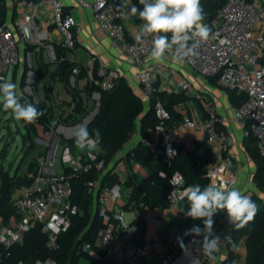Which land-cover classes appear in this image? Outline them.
<instances>
[{
	"label": "built area",
	"instance_id": "2783aa9c",
	"mask_svg": "<svg viewBox=\"0 0 264 264\" xmlns=\"http://www.w3.org/2000/svg\"><path fill=\"white\" fill-rule=\"evenodd\" d=\"M18 9L12 25L0 15V82L10 81L17 85V94L25 102L41 105L46 121L35 123L39 155L35 157L34 171L25 174L26 181L15 185L11 191L10 205L14 210L7 219L0 215V264H5L10 250L23 243L26 234L35 226L46 236V247L54 252L59 248V238L66 233L79 208L72 201L73 182L82 180L86 192L92 197L93 206L103 226L94 246L81 245V250L97 261L108 264H141L150 251L160 249L159 242L137 244L135 220L149 219V213L132 208L129 197L132 185H126L132 172L134 160L129 140L109 161L97 145L90 156L87 149L76 147L77 126L87 127L99 113L101 91L112 89L121 79L115 67H90L73 61L71 54L76 49V20L66 13L61 0H8ZM90 8L98 27L109 39L110 47L137 68L136 79L140 85L142 101L149 106L154 83L166 79L168 68L151 58L152 36L138 43L143 24L137 15L130 12L131 6L142 10L139 0H128L126 8H120L123 0H77ZM50 12L51 25L59 33V56L54 44L43 43L35 13L37 8ZM211 28L208 41H189L195 44L196 55L183 63L203 78L214 79L224 89L244 95V101L234 109L233 120L245 129L257 142L259 153L264 155V0H225L215 17L207 22ZM30 44V45H29ZM28 46L34 47L28 49ZM45 54L46 62L54 67L48 74L42 73L36 58ZM165 57L172 58L168 53ZM95 62V58H91ZM74 66L62 74L58 68L63 62ZM192 87L182 80L173 92L189 91ZM165 91H169L165 89ZM205 101L203 95H197ZM205 115L194 114L180 123L171 119L170 113L157 101L153 104L155 122L147 127L141 143L157 158L162 153L169 164L176 155V136L189 132L201 135L215 156V161L206 168L209 184L224 185L232 189L237 183L236 173L231 169L230 150L235 145L234 137L223 125L215 105L204 102ZM26 165H24V168ZM11 176L12 173L10 172ZM108 175V177H106ZM160 175L165 176L162 171ZM109 178L116 179L110 184ZM134 184H137L134 182ZM171 188L166 196L167 208L177 207L185 198L188 185L179 172L170 177ZM3 199V184L0 168V201ZM128 215V217H127ZM221 238L220 250L213 257L201 251L202 237L188 236L190 255L199 262L214 264L226 253V230L221 226L216 233ZM175 260L166 255L162 264ZM12 264H25L19 260ZM31 264H58L53 257L37 259Z\"/></svg>",
	"mask_w": 264,
	"mask_h": 264
},
{
	"label": "trees",
	"instance_id": "16d2710c",
	"mask_svg": "<svg viewBox=\"0 0 264 264\" xmlns=\"http://www.w3.org/2000/svg\"><path fill=\"white\" fill-rule=\"evenodd\" d=\"M225 0H201V5L206 13L204 20L211 21L218 9ZM5 11L4 5L0 6V15L3 17ZM34 47L28 46V49ZM62 49L56 46V52L60 56ZM264 63V54L261 60ZM74 66V63L68 61L60 64L58 70L64 75ZM97 67H95L96 70ZM231 104L238 107L244 101V95L233 90L229 91ZM191 98L185 92H167L159 90L158 83H154V91L150 99L148 110L139 95L136 94L132 86L122 77L115 87L112 89L101 91L100 109L98 115L88 127L92 132L99 129L101 133V141L99 143L103 155L109 161L118 151H120L129 140V133L135 132L139 125L141 137L145 136L147 127L155 122L153 104L159 101L163 107L170 113L171 119L175 123H180L184 120V116L178 111L180 105L185 104ZM210 100L205 98V101ZM23 103V100H21ZM35 105L44 114L38 118L35 123H44L46 121L45 111L41 105ZM200 107L201 104L199 105ZM35 123H26L24 126L27 130L25 141L29 142L33 148L29 149L30 155L24 162L26 167L24 173L34 171L35 157L39 155V146L34 145L33 140L28 141L30 133L36 135L34 128ZM248 137L253 138L251 135ZM254 139V138H253ZM250 150V156L257 164V172L255 180L260 187L264 183V155L259 153L257 142ZM176 155L167 164L162 153L157 154L156 161L153 162V153L145 147L141 142L132 149V154L128 155L131 159L141 164L148 170V175L141 179L137 184L127 181L126 185H132L133 190L129 197V203L132 208L138 211L145 209H165L168 204L166 196L171 188L170 177L173 173L179 172L186 185L199 184L202 188L208 185L206 177V168L209 164L215 161V156L209 148L205 147L202 152L191 151L185 146L175 144ZM164 172L165 176L160 175ZM21 171L18 167L12 172L1 170V180L3 184V199L0 201V215L7 219L14 210L10 205V197L12 188L26 181V177L19 175ZM108 177V175L106 176ZM110 184H113L116 179L109 178ZM72 201L79 208V213L72 219V224L66 233H62L59 238V248L51 252L46 247V236L40 232V228L35 226L29 231L22 244L13 247L9 256L6 258L5 264H12L16 261H23L25 264H31L37 259H45L53 257L58 264H108L105 260L97 261L90 257L87 253L82 252L81 245L88 243L94 246V242L103 223L95 212L92 197L86 192L82 180L76 179L73 182ZM187 198L180 203L178 219L188 224L193 219L186 218L184 212L188 210ZM226 213L221 212L213 217V231L216 234L218 227L222 225ZM197 224L204 227L203 220H195ZM137 224V233L133 237V241L137 244L142 243V236L145 231V222L138 218L135 220ZM141 235L138 239L137 236ZM245 237V256L244 261L240 264H264V207L259 208L253 221L249 222L242 228H233L231 236L227 241L226 253L220 264H238L235 261V253L237 250V238ZM203 239V236H201ZM188 236L181 239L176 237L172 241V246L177 250H182L187 244ZM183 246V247H182ZM167 255H173L175 258L177 252L172 248Z\"/></svg>",
	"mask_w": 264,
	"mask_h": 264
},
{
	"label": "crops",
	"instance_id": "0c3cea01",
	"mask_svg": "<svg viewBox=\"0 0 264 264\" xmlns=\"http://www.w3.org/2000/svg\"><path fill=\"white\" fill-rule=\"evenodd\" d=\"M85 1L91 2L92 0ZM61 2L63 3L64 11L73 16L76 20L77 43L75 51L71 54L73 61L90 67H99L103 65L117 68L122 78L132 86L136 94L142 99L141 88L136 79L137 68L110 47L109 39L98 27L93 16V11L88 7H83L77 0H61ZM1 5L5 7L3 15L4 20L8 25H12L17 18L18 9L9 3L8 0H0V6ZM35 13L40 27L41 35L39 37L41 41L43 43L58 46L59 33L56 28L51 25L50 12L39 7L36 9ZM92 57L96 59L95 62H92ZM161 62L167 66L169 72L166 79L155 82L158 83L159 90L165 91V89H168V92H173L183 79L187 80L192 87L189 91H183L191 100L178 107V111L183 114L184 118L191 117L194 114H199L201 116L205 115V107L202 104V107L197 104V102L200 101L197 96L199 94L198 92L215 105L218 115L225 121L223 128L235 139V145L230 150L232 161L231 169L237 176V183L233 188L239 189L242 193L248 195L256 203L258 209L264 207V183L260 187L257 185L255 180L257 164L250 156V150L255 146V141L253 138L245 135V129L233 120V112L236 107L231 104L230 90L221 88L214 79L209 78L214 81L219 88H214L206 84L207 87L201 92V87L198 86L201 83L199 79L201 76L189 69L183 62L168 57H165ZM36 63L42 73L48 74L51 70H54V67L46 62L45 54L42 53V51L36 58ZM183 65L190 71L184 72L182 69ZM192 73L195 74V77L192 76ZM189 103L195 105L197 109H190L191 111L187 113L184 110V106ZM143 104L145 105V109L148 110V105L145 103ZM140 142L141 135L138 125L135 135H133L129 141L128 147L133 149ZM176 144L185 146L187 149L199 153L202 152L205 147L209 148L201 135L194 136L189 132L179 133L176 136ZM155 161L156 159L153 158V162ZM132 164V172L128 180L138 183L148 175V170L135 160ZM179 210L180 204L172 209L143 210L149 213L150 217L147 220H143L145 222L144 235L142 238L141 235H138L137 238H141L142 242L151 241L160 243L159 251L153 252V254H150L145 259L155 260L162 252L167 250L162 258L163 261L165 256L173 248L174 251L177 252V255L175 260L170 264H207L199 262L190 255L188 244H186L182 250H177L172 246V241L176 237L180 236L182 239L189 236L185 235V232L193 226H198L200 229H203L195 220L190 221L188 224H184L183 221L178 219ZM222 227L226 230L230 238L234 226L228 222L227 215L222 223ZM169 232H172V234L169 235ZM224 256L225 253H223L219 261L214 264H220ZM162 261L160 264H162ZM242 262L243 260L239 262L236 261L238 264ZM114 263L115 262L112 264ZM143 263H145V261H142L141 264ZM120 264H123L122 261Z\"/></svg>",
	"mask_w": 264,
	"mask_h": 264
},
{
	"label": "clouds",
	"instance_id": "9594fccd",
	"mask_svg": "<svg viewBox=\"0 0 264 264\" xmlns=\"http://www.w3.org/2000/svg\"><path fill=\"white\" fill-rule=\"evenodd\" d=\"M128 0H123L120 8L127 7ZM142 10L131 6L132 15H137L143 24L138 43L144 37L152 36L151 58L161 62L166 54L171 53L174 60L183 62L189 56L196 55L195 44L189 41L206 42L211 35V28L205 24L206 13L201 0H139ZM0 103L5 111H11L14 118L25 123H35L44 113L35 105L21 102L17 94V85L10 81L0 82ZM99 129L89 131L85 124L77 126L75 144L78 149H87L91 156L101 141ZM188 210L186 218L203 220L204 227L193 226L185 235L203 236L201 251L206 257H213L220 250L221 238L213 231V217L218 213L227 214V220L235 228H242L253 221L258 206L239 189H229L224 185L209 184L203 188L199 184L184 188ZM229 239L225 237L224 240ZM183 247V246H182Z\"/></svg>",
	"mask_w": 264,
	"mask_h": 264
},
{
	"label": "rangeland",
	"instance_id": "374dc122",
	"mask_svg": "<svg viewBox=\"0 0 264 264\" xmlns=\"http://www.w3.org/2000/svg\"><path fill=\"white\" fill-rule=\"evenodd\" d=\"M184 72H189L190 70L186 66H182ZM195 74L192 73V76ZM199 77V76H198ZM201 80L200 86L201 87V92L205 89L206 84L214 87V88H219L216 83L210 79L199 77ZM200 95H202L200 92H198ZM20 100H25L23 97L19 96ZM198 105L202 103H198ZM202 106V105H201ZM203 106L204 102H203ZM190 109H197L195 105L189 103L184 106L185 112H190ZM26 123L23 121H18L14 118L12 112L5 111L3 109L2 103H0V168L1 170L9 171V172H14V170L18 167V170L21 172H24V162L27 159V157L30 155L28 152L29 149H31V144L23 137L26 136L27 130L25 128ZM29 140H33L34 145H37V137L32 136L30 133L29 137L27 138ZM33 148V147H32ZM40 149V148H39ZM128 217V215H127ZM169 235L172 234V232L168 233ZM237 242V250L235 253V261H244V256H245V237L240 236L236 240ZM167 250L162 252L155 260L151 259H145V263L143 264H160L162 261L163 256ZM150 254H153V251H150Z\"/></svg>",
	"mask_w": 264,
	"mask_h": 264
}]
</instances>
